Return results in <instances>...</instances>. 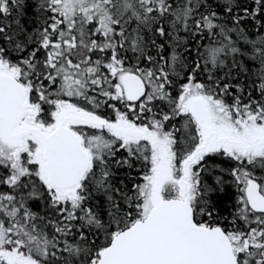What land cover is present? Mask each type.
Returning <instances> with one entry per match:
<instances>
[{
  "label": "snow or ice",
  "instance_id": "6c2138e0",
  "mask_svg": "<svg viewBox=\"0 0 264 264\" xmlns=\"http://www.w3.org/2000/svg\"><path fill=\"white\" fill-rule=\"evenodd\" d=\"M0 264H264V0H0Z\"/></svg>",
  "mask_w": 264,
  "mask_h": 264
}]
</instances>
